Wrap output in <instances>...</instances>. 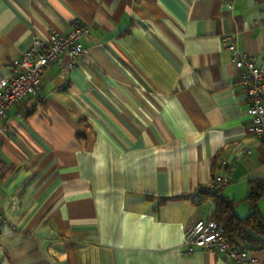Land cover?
<instances>
[{
    "label": "crops",
    "instance_id": "0c3cea01",
    "mask_svg": "<svg viewBox=\"0 0 264 264\" xmlns=\"http://www.w3.org/2000/svg\"><path fill=\"white\" fill-rule=\"evenodd\" d=\"M72 20L88 28L81 61L45 68L0 119V264H233L185 237L213 213L209 182L231 170L220 195L246 218L264 181L221 43L264 69V0H0V80Z\"/></svg>",
    "mask_w": 264,
    "mask_h": 264
},
{
    "label": "built area",
    "instance_id": "2783aa9c",
    "mask_svg": "<svg viewBox=\"0 0 264 264\" xmlns=\"http://www.w3.org/2000/svg\"><path fill=\"white\" fill-rule=\"evenodd\" d=\"M68 28L65 35L50 33L47 38L33 36L28 48L11 60L7 67L8 77L0 80V119L11 106L39 92L45 68L57 65L62 71L69 73L81 61L84 52L79 43L88 35V28L77 20H72ZM221 43L229 53L238 74L240 91L248 100L249 131L259 141H264V69L256 64L255 57L238 49L232 38L226 37ZM6 129L5 126L0 130ZM230 171L224 178L209 182L203 190L206 193H220L230 182ZM3 216L0 213V225L5 223ZM185 245L187 253L202 248L221 254L233 264L257 263L253 251L230 244L229 235L213 219L199 220L187 233Z\"/></svg>",
    "mask_w": 264,
    "mask_h": 264
},
{
    "label": "trees",
    "instance_id": "16d2710c",
    "mask_svg": "<svg viewBox=\"0 0 264 264\" xmlns=\"http://www.w3.org/2000/svg\"><path fill=\"white\" fill-rule=\"evenodd\" d=\"M263 193L264 181H252L246 197L252 206V212L246 218L236 216L234 203L220 193H206L211 197L214 208L209 219L215 220L218 226L229 235L230 244L249 248L253 252L264 249V217L258 212L256 206Z\"/></svg>",
    "mask_w": 264,
    "mask_h": 264
}]
</instances>
